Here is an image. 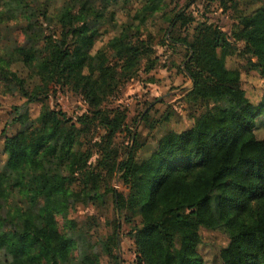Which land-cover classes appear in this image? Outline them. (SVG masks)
<instances>
[{"label": "trees", "instance_id": "obj_1", "mask_svg": "<svg viewBox=\"0 0 264 264\" xmlns=\"http://www.w3.org/2000/svg\"><path fill=\"white\" fill-rule=\"evenodd\" d=\"M146 1L158 4L161 0ZM87 2L62 0L60 9L56 7L51 14L40 2L43 16L60 25V34L52 39L33 33L30 46L18 47L16 53L42 80L49 83L56 75L74 82L94 114L100 116L109 142L121 128L122 116L99 114L109 89L108 74L97 69L98 75L94 74L87 52L98 35L89 17H100ZM188 4L169 18L168 28L193 20L185 13ZM239 24L234 40L244 41L264 74V0L251 14L241 16ZM201 25L198 36L181 44L188 56L184 71L191 80L187 94L190 99L206 101L207 108L193 127L161 134L150 154L140 160L137 151L146 143L130 131L132 143L115 166L129 192L126 199L115 196L116 207L127 206L131 216L140 213L141 224L134 228L140 264H205L197 251L198 227L213 225L210 194L217 190L219 219L232 218L230 213L250 219L233 228L229 243L219 251L220 264H264V138H257L253 130L255 118L264 114V94L259 105L249 101L239 73L225 67L230 37L216 26ZM119 40L113 39L112 46L122 56ZM167 40L169 44L178 42ZM135 57L133 54L128 61ZM14 78L28 100L33 99L40 86L28 90L21 78ZM59 114H42L39 131L25 127L4 137L7 158L0 170V209L5 210L0 212V250L7 257L0 264H68L75 242L57 230L55 217L64 212L72 194L65 187L71 177L63 175L61 167L49 174L46 164L55 159L69 172L77 171L78 165L81 171L87 153L74 149L78 143L74 125L65 126L68 119L61 120ZM87 119L83 114L78 121L85 124ZM16 189L27 198L24 209L11 202ZM40 197L43 205L35 209Z\"/></svg>", "mask_w": 264, "mask_h": 264}, {"label": "rangeland", "instance_id": "obj_2", "mask_svg": "<svg viewBox=\"0 0 264 264\" xmlns=\"http://www.w3.org/2000/svg\"><path fill=\"white\" fill-rule=\"evenodd\" d=\"M86 1L100 15L96 19L89 17L98 35L87 52L95 67L94 74H108L109 89L99 114L122 116L121 128L108 142V131L100 116L94 114L74 82L55 75L56 79L48 83L36 74L35 68L17 59L16 48L29 47L33 33L58 37L60 25L43 16L40 2L51 14L62 0H0V170L7 158L3 149L5 136L25 127L39 131L43 126L42 114L60 111L61 120L68 119L64 125H74L78 140L74 149L87 153L81 171L78 165L77 171L69 172L55 159L46 164L49 174L61 167V173L71 177L65 187L72 194L64 204V212L55 217L57 230L73 237L75 242L68 264H140L134 238L135 225L141 224L140 213L131 216L127 206L118 210L115 202L116 195L126 199L129 192V185L122 181L115 166L132 143L130 131L139 142L146 143L137 151L136 159L140 160L150 154L161 134L193 127L205 111L206 101L190 99L187 94L191 80L184 71L188 56L181 44L198 36L202 23L216 26L230 37L225 67L239 73L246 97L254 106L259 105L264 94V74L244 41L234 39L241 28V16L251 14L263 0H161L158 4L146 0ZM188 2L185 13L193 20L168 28L169 18ZM167 37L178 41L177 44H169ZM113 39H120L117 46L121 47L122 56L112 46ZM42 41L40 38L38 43L42 45ZM133 54L136 57L128 61ZM16 75L28 90L40 86L33 99L28 100L19 90ZM83 114L88 118L85 124L78 121ZM254 121L255 136L264 138V114H258ZM217 194V190L210 194L213 225L198 227L197 251L205 264H220L219 251L229 243L233 228L250 221L249 217L243 219L241 214L234 213H230L232 218L226 215L219 219ZM12 198L11 202L22 209L28 206L27 198L17 189ZM42 205L40 197L35 209ZM3 210L4 207L0 212ZM6 257L0 250V261Z\"/></svg>", "mask_w": 264, "mask_h": 264}]
</instances>
